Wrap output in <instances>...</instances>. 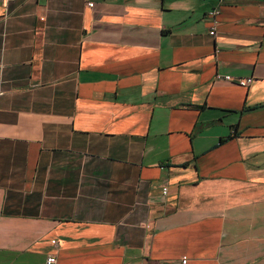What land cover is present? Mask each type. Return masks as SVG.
Segmentation results:
<instances>
[{"label":"crops","instance_id":"0c3cea01","mask_svg":"<svg viewBox=\"0 0 264 264\" xmlns=\"http://www.w3.org/2000/svg\"><path fill=\"white\" fill-rule=\"evenodd\" d=\"M94 1L0 6V264H264V0Z\"/></svg>","mask_w":264,"mask_h":264},{"label":"built area","instance_id":"2783aa9c","mask_svg":"<svg viewBox=\"0 0 264 264\" xmlns=\"http://www.w3.org/2000/svg\"><path fill=\"white\" fill-rule=\"evenodd\" d=\"M11 0H0V6L9 3ZM87 6L92 8L95 4L94 0H86ZM218 15H219V10L214 9L209 13V16L213 22V28L210 31L211 35L216 34V25L218 23ZM216 81H225V82H233L237 85H240L242 87H248L252 84L253 78H237L233 79L232 76L230 75H223V74H217L215 76ZM2 94V88H1V81H0V95ZM167 193V188H163V194L165 195ZM55 243V241H53ZM56 262V259L54 257H48L46 263L47 264H54ZM187 259L183 260V263H186Z\"/></svg>","mask_w":264,"mask_h":264}]
</instances>
